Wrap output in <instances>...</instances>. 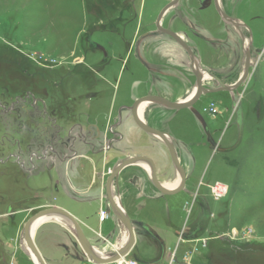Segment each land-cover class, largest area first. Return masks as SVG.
Here are the masks:
<instances>
[{
    "label": "rangeland",
    "instance_id": "obj_1",
    "mask_svg": "<svg viewBox=\"0 0 264 264\" xmlns=\"http://www.w3.org/2000/svg\"><path fill=\"white\" fill-rule=\"evenodd\" d=\"M173 2L0 0V264H36L24 226L51 208L71 213L93 250H120L128 239L115 214L104 227L97 220L108 204L106 181L124 160L148 157L161 184H179L167 146L127 109L146 96L178 103L195 93L189 53L156 27ZM179 3L163 28L195 53L197 71L233 86L245 68L239 36L214 0ZM219 4L255 33L248 79L189 109L140 108L145 124L170 136L184 191L161 194L142 164L113 182L137 237L128 257L142 263L174 255L179 264H264V0ZM203 87L219 83L206 76ZM113 131L124 140L109 150ZM217 183L228 186L222 199L213 194ZM34 241L46 264L88 263L61 219L42 223Z\"/></svg>",
    "mask_w": 264,
    "mask_h": 264
},
{
    "label": "water",
    "instance_id": "obj_2",
    "mask_svg": "<svg viewBox=\"0 0 264 264\" xmlns=\"http://www.w3.org/2000/svg\"><path fill=\"white\" fill-rule=\"evenodd\" d=\"M172 6H173V4L165 7L161 11V13L157 19L156 27L160 32H163V33L167 34L168 36H170L171 38H173L180 46H182L189 53V55L191 57L192 71H193V74L195 75V78H196L195 93L188 100L183 101V102H178V103L177 102H171V101H169L165 98H162L160 96H146V97H143L141 99H138L133 104L131 110H132V118H133L135 124L144 132L152 134V135L156 136L157 138H159L167 146L171 160L173 162V165L175 166V168L178 170V172L180 174L181 183L175 189H172V190L167 189V187H165L163 184H161L159 182L158 177H157L156 166H155L154 162L148 157L140 156V157H134V158H130V159L122 161L120 164H118L116 166V168L113 170V172L111 173V175L108 177V179L106 181V196H107V200H108V203L111 207L112 212L117 216L121 225L128 232L129 238H128L126 245L123 248H121L120 250H117L115 252H112L109 254L105 253L104 255H102V254L97 255L93 252V248L89 244V242H88V240H87V238L83 232V229L81 228V225L79 224V222L77 221V219L73 215H71L69 212H67L63 209H60V208L46 209V210H43V211L35 214L33 217H31L24 226V241H25L28 249L33 254L35 260L37 262H39V264H46V262L43 259V256L41 255L39 249L37 248V246L35 244L33 226L37 221L43 220L45 218H50V217H55V218H59L61 220H64L72 227L73 233H74L80 247L82 248L85 255L87 256V258L91 262H93L95 264H111V263L119 260L120 258L128 256L135 246L136 235H135V231H134V228L132 226L130 219L127 217L125 212L121 209L120 205L116 201V199L113 195V192H112L113 182L117 179V177L120 175V173L124 169H126L132 165H135L136 163L141 162V163L147 164L148 166H150V170H151L150 177H151V182H152L153 186L161 194H163L165 196H173V195H176V194L184 191L185 182H186L185 171L181 167V164H180L179 158L177 156L176 150H175L172 142L169 141L168 135L166 133L159 131V130L151 128L147 124H145V122L143 120H141L140 115L138 113L139 107L143 104H146V103H157V104H161V105H163V106H165L171 110H175V111L189 109V108H192L200 100V98L203 95L219 93L222 91L233 92L234 90L239 88L248 79L250 69L252 67L248 51L246 52L247 60L245 63L244 73L242 74V76L238 80V82L235 83L233 86H226L217 77H215L211 74H208L205 71H197L195 69V61L197 60L195 53L191 50V48L185 42H183V40L177 34L172 32L171 30L164 29L161 25L163 17L166 15V13L169 11V9ZM205 76H207V77L209 76V77L217 80V82L219 83V88H216V89L204 88L203 87V81H204ZM147 229L152 234V236L155 237L158 240V242H160V244L165 246L164 242L161 240L159 235L152 228L147 226Z\"/></svg>",
    "mask_w": 264,
    "mask_h": 264
},
{
    "label": "flooded vegetation",
    "instance_id": "obj_3",
    "mask_svg": "<svg viewBox=\"0 0 264 264\" xmlns=\"http://www.w3.org/2000/svg\"><path fill=\"white\" fill-rule=\"evenodd\" d=\"M179 2H180V0H174V2L172 4L177 5V4H180ZM214 5H215L216 10L222 16L223 20L226 22V24H228L231 28H233V30L235 31V34H237V36H239L240 45H241V47L245 48L244 49L245 54L247 51L249 52L250 61H251V57L253 56L252 55L253 47H254V43H255V33L253 31V28L250 27V25L239 21L235 15H233V14L228 15L227 10H225V8L221 4H219V0H214ZM161 25H162V23H161ZM246 60H247V57L245 55V63H246ZM132 106L127 108L129 110L131 116H132V110H131ZM198 199H199V195H198ZM201 203L203 204V202L198 200L199 206H201Z\"/></svg>",
    "mask_w": 264,
    "mask_h": 264
},
{
    "label": "built area",
    "instance_id": "obj_4",
    "mask_svg": "<svg viewBox=\"0 0 264 264\" xmlns=\"http://www.w3.org/2000/svg\"><path fill=\"white\" fill-rule=\"evenodd\" d=\"M213 189V194L217 199H222L227 196L228 194V186L222 183H217L214 185ZM109 213L106 210H102L99 212V221L104 222L106 219H108ZM107 254V253H106ZM87 264H95L88 260ZM111 264H147V263H142L138 260L131 259L128 256L120 258L119 260L111 263ZM151 264H179L177 260L175 259L174 255L173 257H170L167 261H159Z\"/></svg>",
    "mask_w": 264,
    "mask_h": 264
},
{
    "label": "crops",
    "instance_id": "obj_5",
    "mask_svg": "<svg viewBox=\"0 0 264 264\" xmlns=\"http://www.w3.org/2000/svg\"><path fill=\"white\" fill-rule=\"evenodd\" d=\"M152 96H157V95H152ZM159 96L162 97V98H165L164 96H161V95H159ZM165 99H168V98H165ZM123 140H124V139H120V138H119V134H118L117 132L113 131V138H112L109 142H107V144L109 145V150H112V148H113L114 145H118V144L121 145L122 142H123ZM144 167H145V166H144ZM126 169H127V168H126ZM124 170H125V169H124ZM124 170H123V171H124ZM123 171H122V172H123ZM122 172H121V173H122ZM121 173H120V174H121ZM126 180H127V182L132 181L131 178H126ZM126 180H125V181H126ZM185 184H186V182H185ZM177 186H178V184H177ZM166 187H169V188L174 187V188H175L176 186H173V185H171V184H170V185L168 184ZM112 192H113V185H112ZM113 195H114V194H113ZM93 197H94V196H93ZM128 206H129V205H128ZM104 208L109 212V217H108V219H106L104 222H100V221H99V218H98L97 221L99 222V224H100L101 227H104V225H106V223H107L109 220H110V223H111V221H112L111 218H110V215L112 214V210H111V207H110L109 203H108V204H105V207H104ZM123 210H124V209H123ZM70 214H71V213H70ZM115 216H116V215H115ZM98 217H99V214H98ZM116 217H117V216H116ZM117 219H118V218H117ZM118 220H119V219H118ZM112 224H113V228L115 227L114 230L116 231V224H114V222H112ZM102 235H103V234H102ZM136 240H137V237H136ZM134 247H135V246H134ZM133 249H134V248H133ZM133 249H132V251H133ZM132 251H131V252H132ZM131 252H130V253H131ZM107 254H109V253H107Z\"/></svg>",
    "mask_w": 264,
    "mask_h": 264
},
{
    "label": "bare ground",
    "instance_id": "obj_6",
    "mask_svg": "<svg viewBox=\"0 0 264 264\" xmlns=\"http://www.w3.org/2000/svg\"><path fill=\"white\" fill-rule=\"evenodd\" d=\"M184 42V41H183ZM198 63H199V61H195V69H197L198 68ZM199 71H200V69H199ZM204 78H206V76L204 77ZM143 105H145V104H143ZM143 105H141L140 107H139V109H138V113H139V115H140V118H141V120H143L142 119V113L140 112V108L143 106ZM142 109V108H141ZM168 139H169V141H171V138H170V136L168 135ZM147 165V164H144V163H141V162H139V163H136L135 165ZM147 167H148V169H149V173L151 172V170H150V166H148L147 165ZM181 183V179L179 180V184ZM179 184H178V186H179ZM178 186H176L175 188H177ZM166 187V186H165ZM174 187H172V188H169V187H167V189H169V190H172V189H175ZM119 204V203H118ZM120 205V204H119ZM120 207H121V205H120ZM121 209L123 210V208L121 207ZM124 211V210H123ZM125 212V211H124ZM126 214V213H125ZM53 219H56V220H59V218H55V217H50V218H45V219H43V220H40V221H37L35 224H34V226H33V233L36 231V229L42 224V223H44V222H46V221H49V220H53ZM64 221V220H63ZM66 222V221H65ZM66 224L72 229V227L66 222ZM126 232V235H127V239L129 238V235H128V232L127 231H125ZM127 243V242H126ZM126 243H125V245H126ZM124 245V246H125ZM123 246V247H124ZM122 247V248H123ZM119 249H121V248H119ZM28 252L30 253V255L33 257V259L35 260V258H34V256H33V254L31 253V251L30 250H28ZM93 252L95 253V254H99V255H104L105 253H103V252H99V251H95V250H93ZM35 262H36V264H39V262H37L36 260H35Z\"/></svg>",
    "mask_w": 264,
    "mask_h": 264
}]
</instances>
